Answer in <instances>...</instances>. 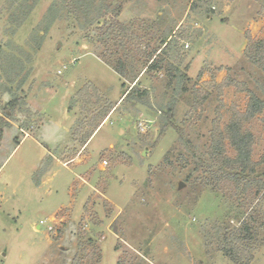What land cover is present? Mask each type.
Returning a JSON list of instances; mask_svg holds the SVG:
<instances>
[{"label":"rangeland","instance_id":"1","mask_svg":"<svg viewBox=\"0 0 264 264\" xmlns=\"http://www.w3.org/2000/svg\"><path fill=\"white\" fill-rule=\"evenodd\" d=\"M55 1L0 0V48L25 58L38 47L27 64L26 105L13 120L23 130L7 128L1 141L0 264H235L220 250L216 226H237L252 210L257 246L247 264H264V189L243 194L229 182L212 190L203 182L209 172L193 170L196 161L210 162L219 134L234 157L225 130L236 117L252 135L253 175L264 180V108L246 115L250 92L264 100L261 54L248 47L264 40V0H124L119 15L93 25L66 11L52 19ZM120 1L104 0L111 9ZM17 5L23 11L14 19ZM113 17L141 37L133 53L173 28L163 63L170 74L144 72L141 57L121 79L96 60L90 53L124 49L105 36ZM123 80L147 93L122 100ZM87 84L100 100L91 94L84 104L76 95ZM105 101L115 108L81 146L71 132L94 128L90 119ZM24 132L44 144L31 137L16 145ZM66 139L52 156L45 150Z\"/></svg>","mask_w":264,"mask_h":264},{"label":"trees","instance_id":"2","mask_svg":"<svg viewBox=\"0 0 264 264\" xmlns=\"http://www.w3.org/2000/svg\"><path fill=\"white\" fill-rule=\"evenodd\" d=\"M123 1L124 0H121L114 6L113 9H111L109 7L110 4L105 3L104 0H99L98 5H94V2H96L95 0H72L73 5L66 9L64 4L65 0H56L51 5L49 14L52 19L63 16L65 14L64 11H66L68 15H70V12L76 13L78 18V14H81L85 17L83 18L84 20H90L89 24L93 25L97 23L96 20H99L100 17H105L108 13L119 15L123 7ZM29 8L27 7V10H29ZM22 11L21 6L17 5L14 13H11V16L14 19H17L19 18V15H22ZM110 24V29L105 36L108 35L110 40L117 42V46L124 49L121 52L119 51L120 49L117 51L108 50V55L101 52L97 56L106 65L112 68L121 79H125V77L130 78L129 70L132 69L133 65L131 62L135 59L139 60L141 57V69L145 68L144 72L165 69L166 72L170 74V63L168 67H165L163 63L171 52L170 46L175 42L174 36L176 31L172 34L173 28H170L166 34L160 35L156 44L152 48L147 49L149 45H146L145 49L141 51L140 47H138V49L133 53L132 50L134 51V49L131 47L132 45L134 47V44L138 45L141 42V37L131 29L129 30L127 26L114 19V17L112 21H110ZM116 25L119 27V30L117 33H114ZM103 37L104 36H102V38ZM125 47H129L126 52ZM248 47L249 49L256 47V49L259 50L261 55L259 57L260 59L257 60H260L259 64L261 69L264 71V62L261 61L264 60V40L255 42L253 47H250L249 45ZM37 48L38 47L35 49ZM35 49L31 48V51H28L26 57L23 58L22 55L19 56L15 51L5 52L0 48V54L3 53V56H1L3 60L2 63L5 65L0 66V70H2V72H4L7 76L6 78L4 77L3 80V76L0 74V143L4 130L13 125L15 113L21 109V106L26 105V95L23 86L31 71V68L27 64L30 62V55H32L31 52H34ZM3 67L5 69H3ZM171 77L173 78V75H171ZM134 80L135 77L132 78L131 81ZM121 85L125 88L122 100L130 95L141 98L144 93H147L146 89L141 90L135 85H133L130 89H127L124 80ZM91 94L96 96L99 100L102 98V94L99 90L91 84L82 86L76 92V95L83 101L84 104L89 103L88 98ZM249 95V102L246 111L247 118L253 117L264 108V100L260 99L252 92H250ZM5 96L8 97L6 101L4 100ZM99 102L100 101H95L90 104L96 105ZM105 103V107H100L102 108L101 112L93 114L90 119L89 124H93L94 128L86 132H82V130L71 132V138L74 140H76L75 138H78L79 136L76 141H78L81 146L88 142L90 137L94 134L95 128L99 125L107 113L114 109V103L106 101ZM170 111L171 109L167 111L169 116H171ZM19 129L23 130L22 127ZM225 131V137L229 139L230 144L235 150L234 157L225 155L223 149L224 135L219 134L217 137L212 138V143L208 149L210 162L207 163L208 158L206 160L196 161L194 162L195 165L193 170L197 171L200 169L199 167H201L203 169V173H206L207 171L209 172V176L205 177L203 182L206 186L212 188V190L218 191L225 183L233 182L234 184H237V186L241 184L243 194H245L251 186H256V193H259L264 189V180L261 178L262 176L258 177V174L253 175L256 171V164L251 161V133L241 130L240 120L236 117L229 122ZM15 138L17 145L20 138L17 136ZM201 156L198 158H201ZM187 177H189V175ZM253 211L254 210L247 214L237 226L232 227L229 224L228 226L223 224L216 226V228H218L216 241L220 245V250L235 264H247L252 258V255L250 254L252 248L257 246V232L253 225V222L255 221V216L253 214L255 212L253 213ZM253 242H255V244H253ZM242 255H244L245 258L241 257Z\"/></svg>","mask_w":264,"mask_h":264},{"label":"crops","instance_id":"3","mask_svg":"<svg viewBox=\"0 0 264 264\" xmlns=\"http://www.w3.org/2000/svg\"><path fill=\"white\" fill-rule=\"evenodd\" d=\"M86 53H88V52H86ZM96 60H98L99 62H101V63H104L99 57H97L95 54H93V53H90ZM105 64V63H104ZM108 66V65H107ZM109 67V66H108ZM110 68V67H109ZM113 70V69H112ZM114 71V70H113ZM122 95V93L120 94V96ZM115 108V107H114ZM112 111V110H111ZM66 114L68 115V117H69V120L71 121V116H70V113L68 112V110H67V108H66ZM45 123L42 125V126H40V128H39V130H38V132H43V130L45 129ZM9 128H12V129H14L16 132H18V131H20L21 129H19L16 125H12L11 127H9ZM65 130L68 132V127H66L65 128ZM25 133V136H23L22 138H20V140H19V143L24 139V138H33L34 140H35V143L36 144H39L40 142H39V140H38V138L36 137V136H33L32 134H29V133H27V132H24ZM4 134H5V130H4V132H3V136H4ZM3 136H2V138H3ZM38 136H39V134H38ZM68 137H69V134H68ZM2 141V140H1ZM68 142H70V140L69 139H66L65 141H59V140H55L53 143H50V142H48L49 144H47V143H45V145H44V147H45V150H47V153L48 154H51V156H52V153L50 152V149L52 148H54V147H56V146H59V145H66V144H68ZM18 143V144H19ZM17 144V145H18ZM41 145H43L42 143H40ZM50 145L52 146V147H50ZM0 147H1V143H0ZM49 149V150H48Z\"/></svg>","mask_w":264,"mask_h":264},{"label":"built area","instance_id":"4","mask_svg":"<svg viewBox=\"0 0 264 264\" xmlns=\"http://www.w3.org/2000/svg\"><path fill=\"white\" fill-rule=\"evenodd\" d=\"M188 45H186L185 47H187ZM63 68H65V66H63ZM61 71L60 70H58V73H60Z\"/></svg>","mask_w":264,"mask_h":264}]
</instances>
